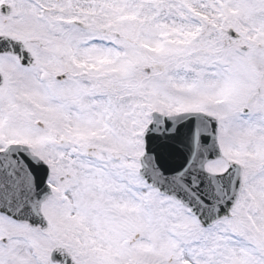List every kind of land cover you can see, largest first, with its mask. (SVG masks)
I'll return each mask as SVG.
<instances>
[{"label":"snow or ice","instance_id":"6c2138e0","mask_svg":"<svg viewBox=\"0 0 264 264\" xmlns=\"http://www.w3.org/2000/svg\"><path fill=\"white\" fill-rule=\"evenodd\" d=\"M0 264H264V0H0Z\"/></svg>","mask_w":264,"mask_h":264}]
</instances>
